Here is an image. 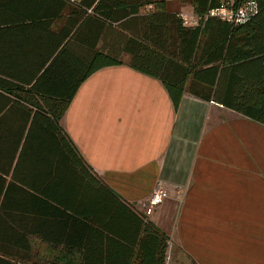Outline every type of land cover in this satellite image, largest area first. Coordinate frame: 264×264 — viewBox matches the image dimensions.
<instances>
[{
    "label": "trees",
    "instance_id": "obj_1",
    "mask_svg": "<svg viewBox=\"0 0 264 264\" xmlns=\"http://www.w3.org/2000/svg\"><path fill=\"white\" fill-rule=\"evenodd\" d=\"M187 1L197 25L169 0H0V15L15 13L0 20V71L30 87L0 78V264H166L168 237L89 170L60 120L83 81L125 63L160 79L176 106L189 92L264 124V0L238 24L205 18L224 0ZM13 63L19 74L3 70ZM84 182L105 217L127 208L132 239L79 210Z\"/></svg>",
    "mask_w": 264,
    "mask_h": 264
},
{
    "label": "crops",
    "instance_id": "obj_2",
    "mask_svg": "<svg viewBox=\"0 0 264 264\" xmlns=\"http://www.w3.org/2000/svg\"><path fill=\"white\" fill-rule=\"evenodd\" d=\"M1 15L11 23L15 13ZM3 70L19 74L20 68L13 63ZM0 78L30 88L2 70ZM21 115L19 109L12 118ZM60 127L89 170L168 237L167 260L264 264L263 123L189 92L176 106L160 79L124 63L100 68L83 81ZM160 185L169 196L147 215L142 203ZM95 193L84 182L79 210L104 213ZM117 208L115 215L102 216L132 239L131 215ZM91 240L97 247V239Z\"/></svg>",
    "mask_w": 264,
    "mask_h": 264
},
{
    "label": "built area",
    "instance_id": "obj_3",
    "mask_svg": "<svg viewBox=\"0 0 264 264\" xmlns=\"http://www.w3.org/2000/svg\"><path fill=\"white\" fill-rule=\"evenodd\" d=\"M257 11V4L253 0L246 1L239 5L223 3L219 7L211 9L205 16L219 17L228 22L238 24L247 21L250 16ZM180 16L183 19L185 25H197L200 17L192 13L191 16L181 13ZM190 20V21H189ZM169 193L163 186H158L151 196L145 200L142 205L147 215L154 212L157 206H159L167 197Z\"/></svg>",
    "mask_w": 264,
    "mask_h": 264
},
{
    "label": "rangeland",
    "instance_id": "obj_4",
    "mask_svg": "<svg viewBox=\"0 0 264 264\" xmlns=\"http://www.w3.org/2000/svg\"><path fill=\"white\" fill-rule=\"evenodd\" d=\"M224 1L229 3V4H233L234 3L233 0H224ZM168 9L170 11H174V12H177V13H180V14L183 13V14H186V15H189V16L192 15V5L187 0H185V1L184 0H169ZM123 58H124L125 61L128 60L127 56H123ZM166 263L167 264H174L171 261V257H170V260H167Z\"/></svg>",
    "mask_w": 264,
    "mask_h": 264
}]
</instances>
